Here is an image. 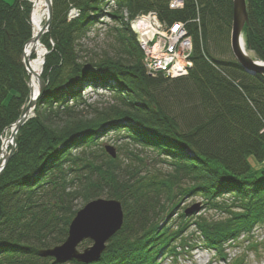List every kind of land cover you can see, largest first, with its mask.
<instances>
[{"label":"trees","instance_id":"16d2710c","mask_svg":"<svg viewBox=\"0 0 264 264\" xmlns=\"http://www.w3.org/2000/svg\"><path fill=\"white\" fill-rule=\"evenodd\" d=\"M170 1H51L50 26L40 38L46 85L0 173V264H56L40 252L65 241L79 201L102 196L120 202L122 223L99 259L87 264H157L164 253L175 261L198 244L224 264H243L228 258L225 246L241 239L258 248L264 75L246 72L234 57L220 58L223 50L231 53L232 0H184L181 9ZM30 8L27 0H0V135L29 95L20 57L31 36ZM71 9L76 17L69 18ZM246 9L245 47L264 62V0H246ZM148 12L166 25L185 22L193 38L186 75L146 72L129 20ZM102 17L113 24L112 43L82 56L81 40ZM83 89L109 96L92 102ZM109 132L163 156L170 171L127 176L97 139ZM189 197H200V206L186 214L179 206Z\"/></svg>","mask_w":264,"mask_h":264},{"label":"water","instance_id":"95a60500","mask_svg":"<svg viewBox=\"0 0 264 264\" xmlns=\"http://www.w3.org/2000/svg\"><path fill=\"white\" fill-rule=\"evenodd\" d=\"M47 17L44 25L41 27L35 40H39L40 36L49 29L52 17L51 0H46ZM32 11V10H31ZM248 25V15L246 9V0H232V23L230 32V50L234 59L248 73H258L264 75V62L252 58L245 52L242 47L243 33L245 26ZM32 41L29 38L23 45L21 53V62L26 70L28 83L30 72L26 66L28 55H24L25 47ZM32 53V51H31ZM46 52H44L45 54ZM37 91L35 94L31 91L29 84V98L26 106L21 112L18 119L10 126V149L4 156L1 155L4 142L2 141L0 149V173L4 169L9 157L15 149V135L20 126L30 117L34 111L37 101L42 96L46 82L39 73L35 74ZM106 152L114 158L116 155L115 149L112 146H105ZM199 205L192 206L185 211L186 214H191L198 210ZM123 218L122 207L119 201L114 199L96 198L88 201L83 207L77 210L72 218L68 234L65 241L58 246L41 251V255L53 257L56 262L75 260L80 263H90L99 259L105 248V242L121 227ZM83 238H90L93 244L90 247L79 252L76 250V245Z\"/></svg>","mask_w":264,"mask_h":264},{"label":"rangeland","instance_id":"374dc122","mask_svg":"<svg viewBox=\"0 0 264 264\" xmlns=\"http://www.w3.org/2000/svg\"><path fill=\"white\" fill-rule=\"evenodd\" d=\"M6 2H12L13 0H5ZM146 20V19H145ZM159 27V24H157ZM113 24L108 17H102L100 22L95 23L91 26L87 36L81 40L83 51L81 52L82 56L92 55L93 53L99 52L103 48H108L109 44L112 43L113 36ZM133 33V32H132ZM167 33V32H166ZM138 47L141 48L140 52L142 57L145 56V51H143L142 47L139 46V37L138 34H134ZM154 41V40H153ZM150 42V43H153ZM153 45V44H152ZM151 46V45H150ZM146 50V49H145ZM181 51V49H179ZM249 56L252 58H257L255 53L252 50L246 49ZM183 53L187 52L186 49H182ZM34 57V55H32ZM221 59L230 60L233 59L230 51L223 50L220 55ZM255 74V73H254ZM179 76V75H177ZM85 89V88H84ZM85 96L89 101L92 102H104L107 100V96L109 94L106 91L99 90V92H93V90L86 89L84 90ZM100 94V95H98ZM18 132V131H17ZM17 134V133H16ZM10 135V129L4 131V133L0 136V147L2 141L5 138H8ZM122 134H117L114 132L104 133L97 139L101 142L100 146H112L116 151L115 158L117 159L118 165L125 169L127 167V176L129 172H133L135 177H140L144 175H149L153 177H157L156 175L163 176L167 172L170 171V165L168 164V160H164L163 156L155 157V153L150 149H145L138 145H134L133 143H128L126 139L122 138ZM16 138V135H15ZM1 149V148H0ZM8 151L10 149L7 147ZM77 150H73L76 152ZM96 153H100V148H96ZM131 151V153H129ZM1 152V151H0ZM101 161V160H100ZM251 161V169L253 172L257 171L258 165L253 160ZM264 166V161L261 162V165ZM2 172V171H1ZM102 199H106L105 196H102ZM86 204V202H78V208L80 209ZM199 205L200 206V197H189L182 200L179 210L189 209L192 206ZM182 209V210H181ZM186 209V210H187ZM201 213H206L207 215H213L212 211H205V209L200 211ZM192 228H189L188 232ZM254 235L257 236L258 248H248L247 242L245 240H241L233 246H225L224 252L227 253L228 258L240 257L244 259L243 264H264V225L263 226H254ZM187 232V233H188ZM185 235V233H184ZM109 240V239H108ZM107 240V241H108ZM106 241V242H107ZM93 244V241L90 238H83L76 245V250L81 252L83 249L90 247ZM61 245V244H59ZM58 246V245H56ZM55 247V246H54ZM102 254V253H101ZM164 254L157 256V264H172V260L170 256H165ZM53 258V257H52ZM54 259V258H53ZM72 260L56 262V264H69ZM77 262V261H76ZM176 264H224L223 261L218 260V257L212 250L206 249L203 245H196L192 249L189 250V254L187 257L180 256ZM87 264V263H85ZM174 264V263H173Z\"/></svg>","mask_w":264,"mask_h":264},{"label":"bare ground","instance_id":"6f19581e","mask_svg":"<svg viewBox=\"0 0 264 264\" xmlns=\"http://www.w3.org/2000/svg\"><path fill=\"white\" fill-rule=\"evenodd\" d=\"M32 3V11H31V16L29 18V24L31 27V38L32 41L25 47V52L24 55H28L29 60L28 62H26V66L29 69L30 72V78H29V84L31 87V91L33 92V94L36 93L37 91V83H36V78H35V74L40 73L41 71V67H42V61H43V55L45 52V48L41 45L39 40H35L37 34L39 33L44 21L46 20L47 17V5H46V0H29ZM174 0H171L169 2V6L171 5V3ZM183 2L184 0H178V3L176 4L175 8L176 9H181L183 7ZM134 20V19H133ZM141 20V18H139L136 22H134L135 24H137L138 28L141 27H145L141 28L142 30V38L144 41H151L153 36H155V32L154 29L151 28V26L146 24V20H143L141 22H139ZM198 21V20H196ZM174 23H182L184 24L182 21L180 22H173ZM164 28L166 29L167 27H169L170 25H166L165 23H162ZM153 27L156 29V26L153 25ZM147 30V31H146ZM162 30V29H161ZM160 32V31H159ZM230 32H231V28H230ZM184 37L183 38V42H180L178 40H175L173 38H167V42L170 46L171 51H176L178 49H186L189 53V59L191 61V64H193L192 61V53H193V38L191 36V34L188 31H185L184 33ZM230 39V38H229ZM163 47V40L160 39V37L156 38L154 40V45H153V50L154 51H158L160 49H162ZM242 47L244 48L245 52L248 54L246 47H245V43L242 41ZM31 51L32 54L34 55L33 58H30L31 55ZM143 67L146 69V65L144 62H142ZM169 73V74H168ZM156 74H161V75H180L179 73L170 70V69H165V71H161V69H158V72L155 73ZM3 149H2V153L1 155L4 156L7 152V147H9L10 141L8 138H5L3 140Z\"/></svg>","mask_w":264,"mask_h":264},{"label":"built area","instance_id":"2783aa9c","mask_svg":"<svg viewBox=\"0 0 264 264\" xmlns=\"http://www.w3.org/2000/svg\"><path fill=\"white\" fill-rule=\"evenodd\" d=\"M177 3L178 0H174L171 3L170 7L175 8ZM139 18H141L139 22L146 19V24L154 29L155 36H153L152 40L149 42L144 41L143 38L141 37L143 33L141 28L144 29L146 28L145 27L138 28L137 24L134 23ZM157 24H159V27ZM153 25L156 26V29L153 27ZM132 27L134 31L138 34V37L140 39L138 41L140 47H142L143 51H145L144 63L149 73L151 74L157 73L158 69H161V71H165V69H170L179 73L180 75H184L188 72V69L192 65L189 59L188 51L186 50L187 52L183 53L181 52L182 49L181 51L178 49L173 52L171 51L170 46L167 42V38H173L175 40L183 42V38L185 39L184 33L186 30L182 23H174L165 29L163 24L158 20L157 15L154 12H148L146 14H142L139 17H137L132 22ZM158 37H160V39L163 40V47L158 51H154L152 49L154 45L153 40H155ZM152 41L153 43H150ZM167 76L174 77L177 75H167Z\"/></svg>","mask_w":264,"mask_h":264}]
</instances>
